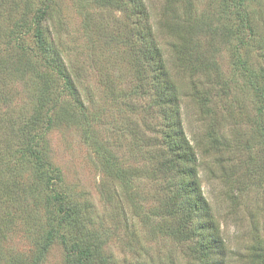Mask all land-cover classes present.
Wrapping results in <instances>:
<instances>
[{
    "label": "rangeland",
    "instance_id": "374dc122",
    "mask_svg": "<svg viewBox=\"0 0 264 264\" xmlns=\"http://www.w3.org/2000/svg\"><path fill=\"white\" fill-rule=\"evenodd\" d=\"M145 2L227 261L264 264V0ZM136 13L131 0H0V264L41 253L54 195L80 203V239L100 240L108 264L205 262ZM49 28L79 99L47 63ZM41 264H68L59 238Z\"/></svg>",
    "mask_w": 264,
    "mask_h": 264
},
{
    "label": "trees",
    "instance_id": "16d2710c",
    "mask_svg": "<svg viewBox=\"0 0 264 264\" xmlns=\"http://www.w3.org/2000/svg\"><path fill=\"white\" fill-rule=\"evenodd\" d=\"M131 2L137 13L135 27H131L130 30L134 34V30L136 29L135 37L140 42L150 70L153 73L155 87L159 93L160 100L162 104L164 103L167 106V118L172 123L171 130L166 134L168 149L176 159L178 169L183 178L182 185L185 203L195 213V216L198 217L201 249L205 261L202 264H229L227 261L229 258L227 244L222 235L221 225L202 188L201 162L197 150L199 145L197 143V147L192 144L184 128L183 114L179 106L181 103L179 85L172 74L168 58L165 56L162 45L151 24L145 0H131ZM48 9L49 4L40 9L39 15L44 16L42 14H45ZM248 25L251 31L259 34L260 29L256 21L253 22L251 19L250 21L248 19ZM56 32V28H49L50 35H41L40 33V40H42V44L46 47L47 63L55 67L58 76L64 79L72 95L79 99L80 93L74 75L55 41ZM262 42V48L264 49V37H262ZM18 61L21 64V59ZM17 74L23 73L17 72ZM49 83L50 80H45V88L48 92L51 88V84ZM49 95L47 97L44 96L43 103ZM3 98L4 95L2 94L0 99ZM41 120L42 114L40 113L30 118V128H33L34 124H39ZM216 137L215 135L214 141L218 139ZM53 200L57 207V213H53L54 216L49 218V233L41 243V253L32 264H41L44 261L53 238H59L63 246L66 247L68 264H108L100 254V240L93 237L88 239L86 236L85 239H80V234H84L82 231V209L80 203L74 202L66 197V195H54ZM126 219L127 221L130 219L127 213ZM259 248H263V245L259 244Z\"/></svg>",
    "mask_w": 264,
    "mask_h": 264
}]
</instances>
